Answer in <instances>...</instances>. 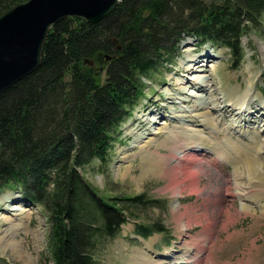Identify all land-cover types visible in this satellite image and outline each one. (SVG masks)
Returning a JSON list of instances; mask_svg holds the SVG:
<instances>
[{
	"label": "trees",
	"instance_id": "trees-1",
	"mask_svg": "<svg viewBox=\"0 0 264 264\" xmlns=\"http://www.w3.org/2000/svg\"><path fill=\"white\" fill-rule=\"evenodd\" d=\"M22 1L0 0V15ZM249 31L264 32V0H122L97 23L66 17L54 24L41 65L0 93V188L21 185L24 198L48 212L52 261L41 264H96L98 242L117 237L127 221L118 202H147L144 195L105 199L79 171L105 158L139 98L138 72L171 60L183 33L230 48L238 65ZM86 57L96 65L84 64Z\"/></svg>",
	"mask_w": 264,
	"mask_h": 264
},
{
	"label": "rangeland",
	"instance_id": "rangeland-1",
	"mask_svg": "<svg viewBox=\"0 0 264 264\" xmlns=\"http://www.w3.org/2000/svg\"><path fill=\"white\" fill-rule=\"evenodd\" d=\"M157 37L166 42L170 36L158 33ZM169 42L171 39L166 43ZM241 43L246 46V53L234 67L228 48L203 45L196 38L183 40L172 64L148 73L149 95L124 125V138L115 143L108 165L101 167L95 162L83 168V173L105 193L119 196L145 193L147 198L157 201L155 206L140 209L138 220L149 224L161 221L167 226L165 233L147 239L137 237L133 225L124 226L122 237L101 247L98 264H264V180L256 181L257 177L247 171L251 163L262 164L254 159L244 163L233 156L241 151L233 150V143L239 142L244 153L250 156L261 153L259 159L264 165V120L255 116L260 111L264 114V33L245 32ZM192 56L198 59L207 56L210 60L200 61V71L191 73L186 71V65ZM200 73L208 76L198 92L197 85L188 80ZM106 77L104 73L103 78ZM141 80L144 81L142 77ZM246 100L248 111L240 114L241 108L238 112L237 107ZM207 110H212L216 118L213 131L208 130L210 125L204 120ZM165 126L170 133L184 132V128L185 132H201L213 147L201 150L202 146L194 143L198 148H187L195 150L197 160H185L184 147L177 155L167 141L157 145L165 140L166 133L156 132ZM143 145L168 159L169 163L160 162L167 168L156 166L160 167L157 170L147 163L140 151ZM181 164L187 167L183 170L180 167L174 183L171 172ZM235 166L239 168L237 173ZM237 178L242 181L241 187L251 185L249 199L257 200L259 196L263 207L253 206L249 212L238 210L243 202L235 185ZM214 200H224L222 211L204 210ZM218 216L224 225L217 224ZM212 219L213 225L209 222ZM13 223L20 225L10 229ZM48 227L44 212L24 201L20 193L8 189L0 194V264H39L49 255ZM4 235L15 236L27 256L18 255L11 246L5 247L1 241Z\"/></svg>",
	"mask_w": 264,
	"mask_h": 264
},
{
	"label": "water",
	"instance_id": "water-1",
	"mask_svg": "<svg viewBox=\"0 0 264 264\" xmlns=\"http://www.w3.org/2000/svg\"><path fill=\"white\" fill-rule=\"evenodd\" d=\"M117 6L118 0H26L1 14L0 93L41 65L55 23L73 16L97 23Z\"/></svg>",
	"mask_w": 264,
	"mask_h": 264
},
{
	"label": "bare ground",
	"instance_id": "bare-ground-1",
	"mask_svg": "<svg viewBox=\"0 0 264 264\" xmlns=\"http://www.w3.org/2000/svg\"><path fill=\"white\" fill-rule=\"evenodd\" d=\"M204 59L203 60H201V59H198L197 57H195V56H192L189 60H188V64L186 65V71L187 72H191V73H193L194 71H200L199 70V67H200V65H198L199 64V62L200 61H204V60H207L208 62H209V60H210V58L208 57L207 58V56H205V57H203ZM207 62V65L209 66V63ZM205 70H206V68H205ZM203 71V70H202ZM205 72V71H204ZM208 76V74H206V73H200V74H196V75H194V77L192 78V79H190V80H188V82H192V83H194V84H196L197 85V91L199 92V90L201 91V89H199L201 86H203L204 84H205V78ZM207 81V80H206ZM192 92H194L193 90H191V93ZM211 93L212 94H215V90H211ZM196 94V93H195ZM198 96H199V94H198ZM244 98H247V95L245 94V96H244ZM229 105H231V103L229 104ZM233 105V104H232ZM245 105L244 104H242L241 105V110H243V109H245V107H244ZM243 107V108H242ZM232 112H234V108L232 107ZM241 112V111H240ZM205 113H207L208 115H207V117H205L204 118V120H205V123H208L209 125H210V127L208 128V130H212L213 131V126L215 125L214 124V122L213 121H215L216 120V118H215V116L213 115V112H212V110H207V112H205ZM246 113V111H242L240 114H245ZM260 120H264V114L261 116V119ZM180 127H182V126H180ZM216 127V126H215ZM167 126H165V127H161V131L160 132H156V133H166L165 134V140L163 141V140H161V142H158V146H161L162 144H164L165 143V141H167V144H168V146H169V148H170V150H172L175 154H177V152L179 151V150H182L181 149V147H184L185 148V152H184V159L185 160H197V158H198V154L195 152V150L194 149H191V148H187V147H193V148H198L197 146H202V148H201V150H204V149H206V148H212L213 147V145H210L209 144V142L210 141H208L207 140V135H204L203 133H201V132H185V130H186V128H184L183 130H184V132H182V131H176V130H173V131H171V133L170 132H167L166 130H167ZM218 129H219V127H218ZM215 130V129H214ZM219 131H220V129H219ZM262 132H264V128H263V130H262ZM213 132H211L210 134H212ZM239 138V137H238ZM158 139H159V137H158ZM228 139V138H227ZM231 139V138H230ZM240 140V139H239ZM243 140V139H242ZM234 141V140H233ZM233 141H230V142H233ZM236 141V140H235ZM254 141V140H253ZM245 142V141H244ZM197 144V146L195 145V144ZM256 143V142H255ZM258 143V142H257ZM194 144V145H193ZM156 145V146H157ZM195 146V147H194ZM251 146V145H250ZM255 146V145H254ZM258 146V145H257ZM255 148V147H254ZM256 149V148H255ZM233 150L236 152V151H239V150H241L240 152H236L237 153V156H235V155H233L236 159H238V160H240L241 162H244L245 163V161L246 162H248V163H251L252 162V160L254 159V160H256V161H258V162H260L262 165H258V164H256V163H254V164H250V166L248 167V174H251V175H254V177L256 176V177H258V178H260V180H259V182H261L262 183V181H261V178L262 177H264V165H263V162L262 161H260V154L261 153H255L254 155H249V154H246V153H244L245 151L244 150H242V148H241V146H240V144H239V142H235V143H233ZM140 151H142L143 152V155H142V157H143V159H145V161L147 162V163H149V164H151V166H153V168L154 169H160V167H156V166H163V165H161L160 164V162H162V161H165V162H168V159H165V158H163V157H161L160 156V154H157L156 155V153L154 152V151H151V149H147V148H145V146L143 145V147H142V149L140 150ZM255 151H257V150H255ZM171 153V152H170ZM189 153H192V157L190 158V156H189ZM254 153V152H253ZM231 154V153H230ZM178 155V154H177ZM206 155V154H205ZM225 157H226V155H225ZM264 157V156H263ZM180 158V157H179ZM157 159H158V161H157ZM182 159V158H181ZM252 159V160H251ZM216 162H219V161H216ZM215 162V163H216ZM169 163V162H168ZM219 164V163H218ZM216 165V164H215ZM248 165V164H247ZM181 166H183V168H182V170L185 168V167H187V165L186 164H181V165H179V167L177 166V167H175L174 169H173V172H171L169 169H168V171H169V173L171 172V180H172V182H176V180H177V174H178V171H179V169H180V167ZM165 169L167 168L166 166H163ZM247 168V167H246ZM148 169V168H147ZM238 170H239V168L237 167V166H235V172L237 173L238 172ZM246 172V171H245ZM242 173H244V171L242 172ZM170 175V174H169ZM238 175V174H237ZM241 175V174H240ZM245 175H247V174H245ZM242 176V175H241ZM243 177V176H242ZM245 177V176H244ZM251 178V177H250ZM216 179H217V181L216 182H218V177H216ZM229 179V178H228ZM257 179V178H256ZM171 180H170V182H171ZM255 180V179H254ZM247 181V180H246ZM242 182V181H241ZM241 182H239V178H237V181H236V188H238V189H240V191H239V194H240V196H241V198H242V205H241V207H239L238 208V210H242V211H244V212H249L250 210H251V208L253 207V205H258V206H262L263 205V203H260V204H258L257 202H254V200H253V202H252V199H249L250 197H251V195H250V191L248 190V189H250L249 188V186H251V185H249V184H247L246 186L244 185L243 187H241L240 185H241ZM252 182V181H251ZM250 183V182H249ZM174 185V184H173ZM176 185V184H175ZM257 188H259V187H257ZM256 190V189H255ZM257 197H259V196H257ZM213 199V198H212ZM211 199V200H212ZM217 200H214V201H212V202H210V203H207L208 205L206 206V208L204 209V210H207V211H216V210H219V209H221L220 210V212L222 211V208L224 207V206H222V203L221 202H223V201H221V200H219V201H217ZM253 203V205H251L250 203ZM264 202V201H263ZM222 207V208H221ZM263 207V206H262ZM264 209V208H263ZM230 208H229V211H227V212H230ZM237 210V211H238ZM216 213V212H215ZM206 214V213H205ZM238 214V213H237ZM214 216V215H213ZM209 217V216H208ZM219 218H220V216H218V222L219 223H217V224H223L224 225V223H222V221H220L219 220ZM211 219V218H210ZM213 221V222H212ZM212 221L210 220L209 222L213 225V224H215V221L212 219ZM12 222V221H11ZM14 222V221H13ZM20 225V223H13V224H11L10 225V229L11 228H17L18 226ZM216 226V225H215ZM218 226V225H217ZM220 226V225H219ZM222 226V225H221ZM209 227V226H208ZM9 228V227H8ZM219 228V227H218ZM223 228V227H222ZM14 230V229H13ZM4 231V230H3ZM8 232V231H7ZM8 235V234H7ZM7 235H4L3 237H2V239H1V241H2V244H4V246L5 247H9V246H11V248H13V250L19 255V253L20 254H23V251H24V249L22 248L23 246L21 245V243H19V240L15 237V236H10V237H7ZM12 235V234H11ZM9 236V235H8ZM23 256L25 257V256H27L26 254H23ZM21 257V256H20Z\"/></svg>",
	"mask_w": 264,
	"mask_h": 264
}]
</instances>
